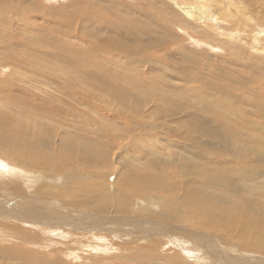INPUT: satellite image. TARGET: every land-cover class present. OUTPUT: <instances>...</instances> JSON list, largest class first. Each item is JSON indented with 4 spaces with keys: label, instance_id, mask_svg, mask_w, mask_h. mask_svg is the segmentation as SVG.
Masks as SVG:
<instances>
[{
    "label": "rangeland",
    "instance_id": "obj_1",
    "mask_svg": "<svg viewBox=\"0 0 264 264\" xmlns=\"http://www.w3.org/2000/svg\"><path fill=\"white\" fill-rule=\"evenodd\" d=\"M0 1V27L8 29H6V33L12 35L13 43L6 46L9 57L1 55V57H7L8 60L4 66L0 65V118L2 110L4 115L7 112L13 115L19 112L15 107L5 105V99L12 95L21 101L29 102L31 106H42L41 114H46L47 111L52 113L59 111L62 115L65 113L64 111H70L68 119L72 122L76 119L79 120L80 117H85L86 114L108 115L104 112V107L92 109L97 104L105 103L107 109L113 112L118 110L123 116L118 124L115 123L116 125L112 126L106 121V117H96V120L105 124L107 128V132L103 134L105 141L104 139L100 141L103 158L98 157L96 160L100 164V173L105 180L109 181V187L112 188V185H115L116 176L120 178L126 175L124 172H127V169L132 167L131 169L134 170L136 167L150 166L151 169L155 168L158 175L169 173L171 176L167 182L169 183L171 180L176 182L173 185L180 184L177 195H181L180 198L177 196L179 199L171 202L170 199L164 198L165 193H159L158 188H154L155 191H147V193L146 191L140 192V194L135 192L130 206H135L132 209L141 208L148 215L138 212L120 214L110 209L107 213L101 214L102 222H100L96 221L98 214L92 210L77 208L78 204L76 207L70 205L69 202L74 200L72 187L76 185L77 181L69 180L66 177L70 172V165L65 166L67 169L64 173L52 169L49 171L39 170L37 173L41 178L32 171L33 177L27 176L28 181L24 183L21 181L14 183L10 180L8 181L10 186H8L6 182L5 184L0 182V186L2 185L1 187L4 188V192H2L0 187V251H2L0 252V264H135V262L136 264H155L156 258L162 256L160 258L164 259L165 257V261H167L173 255L177 256L180 264H187L190 261L192 264H195L196 261H198L196 264H212L215 261L223 264L226 259L227 262L231 261L237 264H264L263 252L261 254L255 253L256 251L251 252L249 249L242 248V245L237 241L242 240L241 236L248 230L249 224L237 223L233 226L232 236L236 243L224 239L225 231L219 228V223H224L220 219L224 217L221 218L219 214L211 212V204H218L212 200L216 197L213 185H208L206 189L203 187L197 191L202 194L198 202L192 200V203H184L186 201L183 200L185 198L183 193L185 183L194 182L190 167L193 165V161H196L197 153L204 152L205 157L211 158L207 161L208 166L214 165V163L220 164L223 158L219 155L213 157L216 153L214 150L217 151V147L211 141L213 139L210 140L207 137L191 139L188 134L191 124L188 121H181L179 117L174 118V116L166 118L168 111H175L178 108H181L186 114L188 112L192 114L191 111L195 105L212 106L217 115L228 123L237 125L239 133L248 136L255 135V137L261 138L262 145H264V88L251 89L252 91L244 89L247 86L253 87L248 80H264V50L261 48L264 46V23L255 22L253 19L264 18V0H238L247 6V13L251 17L248 22L250 26H245L247 21H244L245 16L240 13L242 9L235 7L236 0H232L231 6L228 5L229 11L224 10V4L229 0H202L208 1L210 4H207L205 9L200 12L199 17L201 16L200 19L204 22L201 20L195 24L197 28L191 24H185L189 21L172 3L195 7L197 0H170L171 2L169 0ZM223 10L225 11L224 15H222ZM205 15L210 18H206ZM234 15L236 16L234 17ZM229 17L237 20L236 25L234 22L232 27L225 26ZM211 18L216 21L214 22ZM239 20L240 23H238ZM248 31L253 38V43L247 36ZM129 32L132 36L126 40V33L129 34ZM198 34L207 36L205 35L206 37L201 39ZM135 37H139V41H133L137 40ZM228 38L230 40H227ZM122 46L125 47V50L118 49ZM3 47L4 44L0 42V51H5ZM143 48L146 49L144 52ZM67 51L68 53H66ZM12 58L20 61V64L13 62ZM72 65L77 70L73 69ZM64 66L72 68L71 73L69 72L71 76L65 72ZM249 66H254V69ZM244 75L246 77H243ZM101 80L106 83L107 87L112 86L113 90L125 94L126 98L120 100L118 94L113 90H106L102 93L87 85V82L96 83L99 81L103 83ZM21 81L22 83L26 81V84L23 85ZM239 84L240 87H238ZM257 84L259 85V83ZM47 95L50 96V99ZM245 99L247 100L245 101ZM242 102L244 103L242 104ZM254 102H258L257 107L259 108H252L254 106L251 104ZM234 106H236L235 109L241 110L242 116L247 118L246 121L237 119L236 114L231 110ZM76 112L78 113L76 114ZM198 115L200 116L199 113ZM23 117L35 122L42 115L35 117V112L31 111ZM62 117L64 119L63 115ZM208 118L214 120L213 115ZM39 121L48 123L47 119L42 120L41 118ZM130 121L135 124L131 125ZM201 121L205 123L203 119ZM115 126L116 128H114ZM68 133L72 140L68 143L69 150L70 145L78 144L79 147L72 148V152L66 149V154L74 158L81 156L82 147L80 146L81 144L86 145L83 141L87 139L80 135L81 132L74 127L70 128ZM193 135L197 136L195 133ZM95 140L97 141V139ZM61 141L63 139L56 138V142ZM108 143L109 145L105 146ZM188 144L190 145L186 146ZM98 146L100 147V145L94 147ZM133 146L137 149H133ZM51 149L57 159L58 146L54 145ZM220 151L221 148L217 152ZM226 154L225 157L227 156L226 159L229 160L231 154ZM134 158L135 160H133ZM241 163L238 165H250L245 174L246 180L254 183L251 197L254 196L253 191L258 189H262L264 194V182L255 184V182L264 181V173L261 172L264 170V165H258V167L254 163ZM76 164L77 166L74 167L77 171H73V173L78 176L83 171L79 182L83 185L93 184L96 181L95 178L92 179L93 173L84 171L86 168L81 166L78 159ZM49 183L54 185V189L57 190L56 194L55 190H53V194H50V191H46L44 188ZM3 186L9 188L6 189ZM223 188H219V191H224L225 188ZM227 194L231 195L232 192L228 190ZM237 194L238 199L243 196L242 191H237ZM256 194L260 195V201H264V196L261 193L257 192ZM209 198L211 204L208 202ZM260 201H257L255 205L262 206ZM203 203L206 204L205 212L201 211L198 206ZM166 204L170 211L165 208ZM194 207H199L198 212H203L206 220L212 218L215 223H208L202 219L203 217L195 215ZM233 207L235 208L234 216L240 215L247 220L250 219L249 222L259 218L258 214L251 213L247 202L245 204L239 200ZM262 208L264 209V203ZM166 211H172V219L167 217ZM244 212H248V214ZM196 220H200L201 224ZM137 222L146 227L133 232V227L138 226ZM95 223L99 226L98 228L94 227ZM130 230L132 234L129 233ZM185 232L194 233L195 237L197 236V241L177 243L174 237L177 235L176 237L183 238ZM19 235L28 239L27 241H31V244L27 243L29 245L24 246L18 241ZM26 250L34 253L35 260L32 263L29 261L22 263L24 254L23 257H20V254ZM35 254L38 256L35 257ZM218 256L221 261L213 260V257L217 259Z\"/></svg>",
    "mask_w": 264,
    "mask_h": 264
},
{
    "label": "bare ground",
    "instance_id": "obj_2",
    "mask_svg": "<svg viewBox=\"0 0 264 264\" xmlns=\"http://www.w3.org/2000/svg\"><path fill=\"white\" fill-rule=\"evenodd\" d=\"M170 1V0H169ZM182 1V0H181ZM224 1V0H223ZM228 1V0H227ZM171 2V1H170ZM214 2V1H213ZM1 3V1H0ZM4 3V1H3ZM173 5L175 6V8L177 7L178 11L181 12V14H183L187 20L189 22H186L185 24H191L194 27L197 28V26L195 24H198V22H200L202 19H200L199 15L200 12L202 11V9H205V6L207 4H210L208 1H202V0H197L196 1V6L195 7H189V6H183V5H178L174 2H172ZM223 4V3H222ZM232 4V0H229V2H226L224 4V10L227 9L228 11L230 10V7H228V5L231 6ZM195 5V3H194ZM234 5V4H233ZM30 7V6H29ZM235 7L236 8H241L242 10L240 11V13L242 15L245 16V20L247 21V23L245 24V26H250V24L248 23L249 20L251 19V17L249 16V14L247 13V6L246 4H244L243 2H240L238 0H236L235 2ZM221 8V7H220ZM223 8V7H222ZM223 10V14L224 15V11ZM208 11V10H207ZM233 11V10H232ZM210 12V11H209ZM213 12V11H212ZM221 12V10H220ZM236 14V12H234ZM203 14V13H202ZM207 14L209 15V13L207 12ZM212 14V13H211ZM220 14V13H217ZM230 14V13H229ZM233 14V13H232ZM210 16V15H209ZM208 16V17H209ZM212 16V15H211ZM236 15H234L235 17ZM204 17V16H203ZM206 17V15H205ZM206 17V18H208ZM222 17V16H220ZM210 18V17H209ZM208 18V19H209ZM228 20V22H225V26L226 27H232L234 25H236V21L235 18H231ZM237 18V17H236ZM212 19V18H211ZM225 19V18H224ZM239 19V18H238ZM243 19V18H242ZM255 20V22H262L264 23V18L263 19H258V18H253ZM128 20V19H127ZM163 20V19H162ZM161 20V21H162ZM186 20V19H184ZM186 20V21H187ZM205 20V19H204ZM213 20V19H212ZM223 20V19H222ZM21 21V20H20ZM160 21V22H161ZM203 21V20H202ZM214 21V20H213ZM212 21V22H213ZM216 21V20H215ZM214 21V22H215ZM225 21V20H224ZM5 22V21H4ZM204 22V21H203ZM211 22V21H210ZM242 22V21H241ZM240 23V20L239 22ZM159 24V23H158ZM163 24V23H162ZM183 24V25H185ZM224 24V23H223ZM239 25V24H238ZM243 25V24H242ZM204 26V25H203ZM199 27V26H198ZM216 27V26H215ZM234 28V27H233ZM243 28V27H241ZM6 29L7 28H3L0 27V42L4 44L3 50L5 51H0V65L4 66L5 63L7 62L9 57V52L6 49V46L8 45H12V35L8 34V32L6 33ZM211 28H209L210 30ZM240 29V28H239ZM8 30V29H7ZM200 30V29H199ZM226 30V29H225ZM235 30V29H234ZM197 31V30H196ZM211 31V30H210ZM216 31V30H215ZM228 31V30H227ZM239 31V30H238ZM247 31V30H246ZM126 32V31H124ZM182 32V31H181ZM241 32V31H240ZM184 33V32H183ZM199 33V32H198ZM232 33V32H231ZM252 33V32H251ZM125 34V33H123ZM127 36H125L126 40H128L129 38H131V33L129 32L126 33ZM197 34V33H196ZM146 35V34H145ZM206 34H198V37H200L201 39L205 36ZM246 35V34H245ZM247 36H249V38L251 39V43H253V38L250 35V32L248 31ZM137 40H133L135 42L139 41V37H135ZM6 39V40H5ZM161 40H163L161 38ZM227 40H230L229 38ZM116 41V40H115ZM160 41V40H159ZM235 41V40H234ZM226 42V41H225ZM232 42V40H231ZM230 42V43H231ZM224 43V42H223ZM250 43V42H249ZM247 43V44H249ZM235 44V43H234ZM89 45V44H88ZM223 45V44H222ZM225 45V44H224ZM253 45V44H252ZM263 45V44H262ZM228 46V45H227ZM243 46V45H242ZM241 46V47H242ZM245 46V45H244ZM260 47V46H259ZM118 48V47H117ZM232 48V47H231ZM235 48V47H234ZM264 50V46L261 47ZM19 49V48H18ZM118 49H122L125 50V47L122 46ZM218 49V48H217ZM216 49V50H217ZM238 49V48H237ZM146 49L143 48V52ZM219 50V49H218ZM234 50V49H233ZM220 51V50H219ZM224 52V50H223ZM68 53V51L66 52ZM238 53V52H237ZM1 55H5L7 57H1ZM69 55V54H68ZM70 56V55H69ZM48 58V57H47ZM62 58V57H61ZM60 60V59H59ZM12 61L20 64V61L14 60L12 58ZM29 61V60H28ZM56 61V60H55ZM54 61V62H55ZM32 62V61H31ZM35 62V61H34ZM37 62V61H36ZM51 62V60H50ZM65 62V61H64ZM70 62V61H69ZM23 63V62H22ZM21 63V64H22ZM29 63V62H28ZM39 63V62H38ZM59 63V62H58ZM67 63V62H66ZM16 64V65H17ZM31 64V63H30ZM43 64V63H42ZM51 64V63H50ZM62 64V63H61ZM75 64V63H74ZM73 64V65H74ZM45 65V64H44ZM43 65V67H44ZM53 65V64H52ZM59 65V64H58ZM71 66L73 69L77 70L75 66ZM79 65V64H78ZM81 65V64H80ZM26 66V65H24ZM57 66V65H55ZM27 67V66H26ZM37 67V66H36ZM58 67V66H57ZM56 67V68H57ZM65 67V66H64ZM63 67V68H64ZM250 68L254 69V66H249ZM55 68V69H56ZM72 68H68L65 67V72L68 73L69 76L70 75V71L72 70ZM60 69V68H59ZM42 71V70H41ZM249 71V70H248ZM63 72V71H62ZM70 72V73H69ZM218 72V71H217ZM247 72V70H246ZM252 72V71H251ZM248 74V73H247ZM243 75V74H242ZM231 76V75H230ZM240 77V76H239ZM243 77H246L245 75ZM229 78V77H228ZM248 78V76H247ZM256 78V77H253ZM238 79V78H237ZM236 79V80H237ZM242 79V77H241ZM19 80V79H18ZM247 80V79H245ZM254 80V81H251ZM248 80L250 81L251 86L253 85V87H245V90H251V89H259V88H264V80H259V79H251ZM102 81V80H101ZM229 81V80H228ZM31 82V81H29ZM101 82H96V83H90L87 82L88 86H91L93 89H95L97 92H102L106 91V90H113L112 86L107 87L106 83H104V81ZM235 82V80H234ZM233 82V84H234ZM22 83V81H21ZM32 83V82H31ZM230 83V82H229ZM232 83V82H231ZM243 83V82H242ZM240 83V84H242ZM249 83V82H248ZM259 83V85L257 84ZM23 85L26 84L23 82ZM240 84L238 87H240ZM109 85V84H108ZM225 85V84H224ZM244 85V84H242ZM247 85V84H246ZM245 86V85H244ZM222 87V86H221ZM91 88V89H92ZM215 88V87H214ZM223 88V87H222ZM92 89V90H93ZM235 89V88H234ZM238 89V88H237ZM5 90H7L5 88ZM115 93L118 94V99L123 100L126 98L125 94L117 92L115 90H113ZM252 91V90H251ZM34 92V91H33ZM228 92V91H227ZM259 92V91H258ZM261 92V90H260ZM38 93V92H37ZM42 93V92H41ZM45 93V92H44ZM69 93V92H68ZM105 93V92H104ZM160 93V92H159ZM255 93V92H253ZM247 94V93H246ZM199 95V94H198ZM250 95V94H249ZM253 95V94H251ZM262 95V94H259ZM49 96V95H47ZM167 96V95H166ZM188 96V95H187ZM42 97V96H40ZM43 98V97H42ZM50 99V96L49 98ZM234 99V98H233ZM40 100H42L40 98ZM247 99H245L246 101ZM45 101V100H43ZM52 101V100H51ZM243 101V100H242ZM5 105H9L10 107H15L16 109H18L19 112H16V116L11 114L10 112H7L5 115L3 113V110L1 111L2 117L0 118V120L2 119V121L0 122V182H4L3 184H6L8 186H10L9 182L10 180H12V182L15 183V181H21V182H25L28 181L27 176H32L31 173L32 171L35 172L39 178L40 175L37 173L39 170L40 171H49V170H54V171H58V172H62L64 173L65 170L67 168H65V166L70 165V172L66 175V177L69 180H77L76 181V185H73L72 187V192H73V196H74V200L70 201V205H72L73 207L77 208H85V209H89L92 210L93 212H95L96 214H98L96 216V221H100L102 222V217L101 214H105L107 213L110 209H112L115 213H131V212H138L140 214H144L147 213L145 212L143 209L141 208H135L132 209V207L135 206H130L131 205V200H132V196L133 194L139 193L140 192H144L146 191H155L154 188H158L159 193H165L166 196H164V198H168L170 199V201H174L175 199H179L181 197V195H177L178 189L180 184H176L173 185L174 181H171L168 183V178H170L169 173L168 174H156V170L151 169L150 166L148 167H142L140 166L139 168L136 169H127L128 171L124 172L126 175L122 176V177H117L114 179V183L115 185H112V188L109 187L108 184V180H105L104 176L100 173V164L97 162V158H103V149L101 146L100 141H103V139L105 138L103 136V134L105 132H107V128L105 126V124H102L100 121L96 120L97 116H102V117H106V121L112 126V125H116L118 124V121L120 119H122V115L121 112L116 110L115 112L111 111L110 109H107L105 103H100L97 104L96 106H94L92 109H99L100 107H104V112L108 115H101V114H92V115H87L85 117H80L79 120L76 119L74 122H72V120L68 119V116H70L69 112L70 111H64L65 113H63L62 115L64 116V119L62 117V115L60 114L59 111H56V113H52V112H45L46 114H41L40 112L42 111V106H31V104L29 102H25V101H21L19 98H16L14 95L10 96L8 99H5ZM161 102V101H160ZM159 102V103H160ZM232 102V101H231ZM46 103V102H45ZM219 103V102H218ZM217 103V104H218ZM244 102H242L243 104ZM48 104V103H47ZM46 104V105H47ZM249 104V103H248ZM49 105V104H48ZM162 105V104H161ZM211 105V104H210ZM252 108H259L257 107L258 102H254L251 104ZM7 106V107H9ZM163 106V105H162ZM191 106V105H190ZM247 106V105H246ZM48 107V106H47ZM161 107V106H160ZM176 107V106H175ZM193 107V106H192ZM233 107V105H232ZM236 106H234V108H231V110L233 111L234 114H236L237 119L239 121H246L247 118L243 117L241 114V110L239 111L238 109H235ZM88 108V107H87ZM159 108V107H158ZM165 108V107H164ZM91 109V108H90ZM131 109V107H130ZM158 111V109H156ZM164 110V109H163ZM162 110V111H163ZM184 110V108H183ZM191 110V109H189ZM34 111L35 112V117H39L42 115V117H40V119L42 118V120H46L48 123H44L41 121H39L40 119H38L37 121H33L32 119H27L25 117H23V115ZM76 111V110H75ZM161 112V111H160ZM160 112L157 114H160ZM187 112V111H186ZM193 112L192 114H186L185 112L182 111L181 108H178V110L175 111H168V114L166 115L164 113V115H166V118H170V117H179V119L188 121L191 124V129H187L188 134L190 135L191 139H196L198 137H207L208 139H213L211 141H213L214 145L217 147V151L219 150V148H221L220 152H217L216 150H214L216 153L214 154L213 157H215V155H219L221 156L223 159L221 160L220 164H210V166H208V162L210 159L209 157H205L204 156V152L199 151L197 153V158L196 161H193V165H191L190 167V173L192 175V178H194V182H190L188 184H186L185 182V190H183L184 192V196L185 198L183 200H186L184 203L186 204V202L188 203H192V200L194 202H198L199 198H201L202 194L198 193L197 191L202 189L203 187L206 189L208 185H213L215 190H214V194L216 197L212 198V200L216 203H218L217 205H215L214 203L211 204L210 198H209V203L211 204V212H214L217 214H219L221 216L220 219L222 220L224 223H219V228H221L222 230L225 231V236L224 239L225 240H229V241H234V237L232 236V230H233V226L236 225L237 223H246L249 224L250 227L248 228V230H246L241 238L242 240H237L239 242L240 245H242V248H246L249 249L251 252L256 251L255 253L261 254V252L264 253V209L262 208L264 201H260L259 196L256 193L259 192L261 193L263 196V192L262 189H258V190H254L253 194L254 196L251 197V191H252V187H253V182H248L246 180V171L249 168V166L246 165H238V163L242 162V163H254L256 166L258 165H264V145H262L261 142V138L255 137V135L253 136H248L246 134H241L237 131L238 126L234 125V124H230L228 123L224 118L220 117L219 115H217V113H215V109L214 107L212 108V106H204V105H199V106H194L193 107ZM190 112V113H191ZM78 112H76L77 114ZM198 113L200 114V116L198 115ZM18 114V115H17ZM80 114V113H79ZM84 114V113H83ZM85 115V114H84ZM213 115L214 120H210L208 118V116ZM54 116H57L56 118H53ZM81 116V114H80ZM162 116V115H161ZM154 117V116H153ZM229 117V116H227ZM243 117V118H242ZM127 118V117H126ZM158 118V117H157ZM160 118V117H159ZM204 120L205 123H203L201 120ZM243 119V120H242ZM128 120V119H127ZM155 120V119H154ZM159 120V119H158ZM173 120V118H172ZM83 121H85L83 123ZM70 123V124H69ZM116 123V124H115ZM122 123V122H121ZM131 125H134L135 123L130 121ZM216 123V124H215ZM190 126V125H188ZM75 128L77 131L81 132L80 135H83L87 140L83 141V143H85L86 145H82L80 147H82L81 149V156L77 157L75 156H69L68 154H66V149L69 152H72L73 149L75 147H79L78 144L76 145H70V150L68 147V143L72 142L70 135L68 133V130L70 128ZM110 128V127H109ZM116 128V126L114 127ZM135 128H137L135 126ZM149 128V127H148ZM175 128V127H174ZM173 128V129H174ZM188 128V127H187ZM61 129V130H59ZM110 130V129H109ZM114 130V129H113ZM181 130V129H180ZM115 131V130H114ZM123 131V130H122ZM121 131V132H122ZM138 131V130H137ZM144 131V130H143ZM154 131V129H153ZM132 132V131H131ZM155 132V131H154ZM111 133V131H110ZM113 133V132H112ZM111 133V134H112ZM126 133V132H125ZM128 133V132H127ZM197 134V136L193 135V134ZM75 134V133H74ZM116 134V133H115ZM146 134V133H145ZM149 134V133H148ZM114 135V133H113ZM121 135V133H120ZM123 135V134H122ZM184 135V134H183ZM129 136V135H128ZM127 136V138H128ZM133 136V135H132ZM140 136V135H139ZM59 137L61 139H63V141L61 142H56V138ZM124 137V136H123ZM134 137V136H133ZM170 137V136H169ZM111 138V137H110ZM122 138V137H121ZM138 138V137H137ZM97 139V141L95 140ZM142 140V139H141ZM140 140V141H141ZM94 142L93 144L91 142ZM105 141V139H104ZM118 141V140H117ZM122 141V140H121ZM136 141V140H135ZM181 141V140H179ZM184 141V140H183ZM111 142V141H110ZM138 142V141H137ZM187 142V141H186ZM103 143V142H102ZM127 143V142H125ZM207 143V142H206ZM124 144V143H123ZM181 144V143H180ZM56 145L58 146V157L57 159L55 158V156L53 155L54 153L52 152V147ZM100 145V147L98 146L97 148L94 146ZM109 143L105 146H108ZM117 145V144H116ZM131 145V144H130ZM190 144L186 145L189 146ZM113 146V145H112ZM183 146V145H182ZM185 146V145H184ZM117 147V146H116ZM107 148V147H106ZM129 148V147H128ZM135 147L133 146V149ZM105 149V148H104ZM132 149V150H133ZM137 149V148H135ZM204 149V146H203ZM131 150V152H132ZM207 150V149H206ZM205 150V151H206ZM134 151V150H133ZM198 151V150H197ZM102 152V153H101ZM160 152V151H159ZM61 153V155H60ZM130 153V152H128ZM128 153H126V155H128ZM196 153V152H195ZM226 153L231 154L229 160L226 159L227 156L225 157V155H227ZM108 154V152H107ZM114 154V153H113ZM194 154V153H193ZM210 154V152H209ZM77 155V154H76ZM122 155V154H120ZM130 155V154H129ZM136 155V154H135ZM188 155V154H187ZM118 156V155H117ZM165 156V155H164ZM208 156V155H207ZM210 156V155H209ZM128 157V156H127ZM130 157V156H129ZM194 157V156H193ZM220 157V158H221ZM225 157V158H224ZM79 161V163H81L83 167H85L84 171L86 172H90L93 173L92 179L95 178L96 181L93 184H86L83 185L79 182L80 176L82 175L83 171H81V173L76 176L73 171H77V169L74 166H77L76 161ZM121 159V158H120ZM153 159V158H152ZM213 159V158H212ZM118 160V159H117ZM135 160V158L133 159ZM155 160V159H154ZM158 160V159H157ZM190 160V159H189ZM193 160V159H191ZM129 161V160H128ZM130 162V161H129ZM135 162V161H134ZM139 162V161H138ZM137 162V165L139 164ZM156 162V161H155ZM183 162H185L183 160ZM216 162V161H215ZM110 163V162H109ZM146 163V162H145ZM148 163V162H147ZM211 163V162H210ZM217 163V162H216ZM236 163V164H235ZM241 163V164H242ZM103 164V163H102ZM108 164V163H107ZM134 164V163H133ZM115 165V164H114ZM124 165V164H123ZM129 166V163H128ZM131 166V165H130ZM259 167V166H258ZM78 168V167H77ZM9 169V170H8ZM91 169V170H90ZM115 169V168H114ZM94 170V171H93ZM173 170V169H172ZM104 171V170H103ZM155 173H154V172ZM161 171V170H160ZM159 171V172H160ZM167 171V170H166ZM13 172V173H12ZM187 172V171H186ZM185 172V173H186ZM262 173H264V170L262 171ZM53 173V172H52ZM182 173V172H181ZM33 174V173H32ZM179 174V173H178ZM177 174V175H178ZM43 175V174H42ZM54 175V174H53ZM89 175V174H88ZM110 175V174H109ZM111 176V175H110ZM183 176V175H181ZM33 177V176H32ZM45 177V176H44ZM65 177V178H66ZM177 177V176H175ZM47 178V176H46ZM44 179V178H43ZM31 180V179H30ZM45 181V179H44ZM48 181V180H47ZM46 181V183H47ZM11 182V183H12ZM41 182V181H40ZM189 182V181H188ZM255 182V181H254ZM264 181H260V182H255V184H259V183H263ZM53 183V181H52ZM2 184V183H1ZM26 184V183H25ZM28 184V183H27ZM43 184V183H42ZM45 184V182H44ZM96 184V185H94ZM14 185V184H11ZM33 185V184H32ZM2 186V185H1ZM0 186V187H1ZM25 186V185H24ZM44 186V185H43ZM66 186V185H65ZM6 187V186H3ZM19 187V186H18ZM21 187V186H20ZM29 187V186H28ZM210 187V186H209ZM225 189H224V188ZM2 188V187H1ZM9 187H6V189H8ZM30 188V187H29ZM46 189V191H50V194H53V190H55V194L57 193L56 189H54V185L49 183L48 185H45L44 187ZM219 188H223L224 191L220 190ZM4 188H2V192ZM31 190V189H30ZM42 190V189H41ZM212 190V189H211ZM230 190L232 192L231 195L227 194V191ZM16 191V190H14ZM34 191V189H33ZM210 191V190H209ZM237 191H242L243 192V196L238 199L236 197ZM201 192V191H200ZM203 192V191H202ZM59 193V192H58ZM143 194V193H142ZM152 194V192H151ZM204 194V193H203ZM8 195V194H7ZM11 195V194H10ZM20 195V194H19ZM61 195V194H60ZM68 195V194H67ZM145 195V194H144ZM154 195V194H153ZM160 195V194H159ZM23 196V195H21ZM53 196V195H51ZM81 196V197H80ZM143 196V195H142ZM146 196V195H145ZM158 196V194H157ZM179 198H178V197ZM205 196V195H204ZM54 197V196H53ZM59 197V196H58ZM72 197V195H71ZM207 198V197H204ZM40 199V198H38ZM72 199V198H71ZM142 199V198H141ZM148 199V198H147ZM137 200V199H136ZM163 200V199H162ZM239 200H242L243 203L250 206L249 210H251V213H255L259 215V218L254 219L252 222H249V220H247V218H243L242 216L238 215V216H234V212H235V208L233 207L234 204L238 203ZM47 201V200H46ZM58 201V200H56ZM147 201V200H146ZM165 201V200H163ZM176 201V200H175ZM257 201H260L262 206L259 205H255V203ZM158 202V201H157ZM160 202V201H159ZM147 203V202H146ZM156 203V202H155ZM164 203V202H163ZM183 203V202H182ZM53 204V202H52ZM134 204V203H133ZM157 204V203H156ZM46 205V204H44ZM137 205V204H136ZM58 206V205H57ZM140 206V205H139ZM151 206V205H150ZM184 206V205H183ZM187 206V205H186ZM191 206V205H190ZM201 208V211L205 212L206 211V204L203 203L201 205H198ZM181 207V205H180ZM199 207H194L196 210L193 211L195 212L194 214H198L199 216L203 217L202 219H204L206 222L208 223H215L213 222V219L211 221L210 220H206L204 218V213L203 212H198L200 209ZM52 208V206H51ZM155 208V207H154ZM163 208V207H162ZM165 208L167 209V211H170V209H168L167 204L165 205ZM193 208V207H192ZM44 209V208H43ZM182 209V208H181ZM189 209V208H188ZM48 210V209H47ZM164 210V209H163ZM191 210V209H190ZM166 211V215L169 219H172L173 217H171V212H167ZM188 211V210H187ZM149 212V211H148ZM161 212V211H160ZM185 212V211H184ZM250 212V211H248ZM248 212H244L246 214H248ZM163 213V212H162ZM174 213V211H173ZM213 213V214H214ZM30 214V213H29ZM113 214V213H112ZM154 214V213H153ZM152 214V215H153ZM188 214V213H187ZM45 215V213H44ZM67 215V214H66ZM65 215V216H66ZM136 215V214H135ZM148 215V213H147ZM156 215V214H155ZM165 215V214H164ZM214 215V216H216ZM244 215V214H243ZM13 216V215H12ZM40 216V215H39ZM119 216V215H118ZM248 216V215H247ZM111 217V216H110ZM127 217V215H126ZM135 217V216H134ZM213 217V216H212ZM35 218V217H34ZM31 218V219H34ZM80 218V217H79ZM83 218V217H82ZM122 218H124L122 216ZM167 218V219H168ZM3 219V218H2ZM30 219V220H31ZM39 219V218H38ZM48 219V218H47ZM125 219V218H124ZM134 219V218H133ZM136 219V218H135ZM138 219V218H137ZM161 219V218H160ZM199 219V218H198ZM19 220V219H18ZM28 220V221H30ZM106 220V219H105ZM108 220V219H107ZM122 220V219H121ZM159 220V219H158ZM174 220V219H173ZM47 221V220H46ZM71 221V219H70ZM78 221V220H77ZM109 221V220H108ZM175 221V220H174ZM178 221H182V220H178ZM27 222V221H26ZM36 222V221H35ZM51 222V220H50ZM161 222V221H160ZM196 222L200 223V220H196ZM194 222V223H196ZM49 223V222H48ZM76 223V222H75ZM93 223V222H92ZM89 223V224H92ZM119 223V222H118ZM147 223V222H146ZM217 223V222H216ZM7 224V223H6ZM35 224V223H34ZM50 224V223H49ZM54 224V223H53ZM88 224V225H89ZM100 224V223H99ZM121 224V223H120ZM126 224V223H125ZM135 224V223H133ZM161 224V223H160ZM181 224V223H180ZM201 224V223H200ZM4 225V224H2ZM31 225V224H30ZM45 225V224H44ZM56 225V224H55ZM63 225V224H62ZM85 225V223H84ZM101 225V224H100ZM138 226H134L132 231L134 232V230H140L141 228H145L144 224H141L139 222H137ZM172 225V224H171ZM170 225V226H171ZM194 225V224H193ZM27 226V225H26ZM34 226V225H32ZM65 226V225H64ZM125 226V225H123ZM127 226V225H126ZM165 226V225H163ZM162 226V227H163ZM31 227V226H30ZM39 227V226H38ZM66 227V226H65ZM86 227V226H85ZM93 227V226H90ZM94 227L98 228L99 226L97 225V223L94 224ZM109 227V226H108ZM197 227V226H196ZM27 228H29L27 226ZM55 228V227H54ZM57 228V227H56ZM102 228V227H101ZM107 228V227H106ZM165 228V227H164ZM195 228V227H194ZM218 228V227H217ZM43 229V228H41ZM103 229V228H102ZM123 229V228H122ZM34 230V229H33ZM77 230V229H76ZM182 230V229H180ZM44 231V230H42ZM46 231V228H45ZM58 231V230H57ZM56 231V232H57ZM102 231V230H100ZM132 231L130 230L129 233L132 234ZM150 231V230H149ZM169 231V230H168ZM51 232V231H50ZM82 232V230H81ZM86 232V230H85ZM118 232V231H117ZM32 233V232H31ZM116 233V232H115ZM127 233V232H126ZM181 233V232H180ZM46 234V233H44ZM51 235L54 233H50ZM135 234V233H134ZM150 234V233H149ZM160 234V233H159ZM25 235V234H24ZM49 235V234H48ZM57 235V234H55ZM53 235V236H55ZM169 235V234H168ZM215 235V234H214ZM66 236V235H65ZM96 236V235H93ZM131 236V235H130ZM134 236V235H133ZM144 236V235H143ZM177 236V235H176ZM174 237V239L177 241V243H182V242H195L197 241V236L195 237L194 233H188L185 232V237L183 238H179V237ZM20 238H18V241H20V243H23L24 246H28L29 244H31V241H27L26 238H24L23 236L19 235ZM113 237V236H112ZM115 237V236H114ZM118 237V236H117ZM126 237V236H125ZM148 237V236H147ZM170 237V236H169ZM70 238V237H69ZM141 238V236H140ZM163 238V237H162ZM65 239V238H64ZM117 239V238H116ZM164 239V238H163ZM166 239V238H165ZM173 239V238H172ZM223 239V240H224ZM128 240V239H127ZM150 240V239H149ZM151 241V240H150ZM169 241V240H167ZM122 242V241H121ZM214 242V241H213ZM228 243V241H226ZM235 242V241H234ZM29 243V244H27ZM215 243V242H214ZM236 243V242H235ZM148 244V241H147ZM128 245V244H127ZM149 245V244H148ZM237 245V244H236ZM183 246V245H182ZM238 247V245H237ZM168 248V247H167ZM195 248V247H194ZM233 248V247H232ZM116 249V248H115ZM131 249V248H130ZM181 249V248H180ZM197 249V247L195 248ZM199 249H201L199 247ZM258 249V250H257ZM206 250V249H205ZM218 250V249H217ZM228 250V249H227ZM126 251V250H125ZM2 252V251H0ZM175 252V251H174ZM217 252V251H214ZM161 253V252H160ZM159 253V254H160ZM180 253V252H179ZM24 254V258L22 263H26L27 261H29L30 263L33 262V260H35L33 258L34 253L32 251L28 252L26 250V252H23L22 254H20V257H23ZM162 254V253H161ZM181 254V253H180ZM183 254V253H182ZM231 254V253H230ZM10 255V254H9ZM141 255V254H140ZM172 255V254H170ZM202 255V254H201ZM220 255V253H219ZM232 255V254H231ZM263 255V254H262ZM17 256V255H16ZM38 255L35 254V257H37ZM165 256V255H164ZM167 256V255H166ZM184 256V255H183ZM196 256V255H195ZM260 256V255H259ZM12 257V256H11ZM18 257V256H17ZM162 257V256H160ZM160 257L156 258V262L155 264H180L178 261V258L176 255H173L169 260L165 261V257L164 259H161ZM111 258V257H110ZM145 258V257H144ZM151 258V257H149ZM220 257L218 256L217 259L216 257H213V260H220ZM223 258V257H222ZM195 259V258H194ZM233 259V258H232ZM17 260V259H16ZM102 260V259H101ZM142 260V259H141ZM148 260V257H147ZM190 260V259H189ZM223 260V259H222ZM225 260V259H224ZM229 261L231 259H228ZM244 260V259H243ZM249 260V259H248ZM247 260V261H248ZM19 261V262H20ZM36 261L40 262V260ZM119 261V259H118ZM126 261V260H125ZM124 261V262H125ZM136 261V260H135ZM139 261V260H138ZM144 262V260H142ZM221 261V260H220ZM233 261V260H232ZM134 262V261H133ZM141 262V261H140ZM195 262V261H194ZM198 261H196L197 263ZM201 262V261H200ZM121 263V262H120ZM127 263V262H126ZM149 263V262H147ZM191 263V261H190ZM187 262V264H190ZM195 263V264H196ZM245 263V262H244ZM122 264V263H121ZM133 264V263H132ZM136 264V262H135ZM183 264V263H181ZM192 264V263H191ZM198 264H202V263H198ZM207 264V263H206ZM212 264H221L218 262H214ZM223 264H237L235 262H227V259L223 262ZM253 264V263H252Z\"/></svg>",
    "mask_w": 264,
    "mask_h": 264
}]
</instances>
